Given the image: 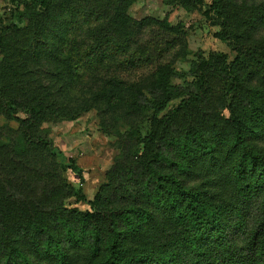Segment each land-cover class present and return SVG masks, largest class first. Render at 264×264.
<instances>
[{
  "label": "rangeland",
  "instance_id": "1",
  "mask_svg": "<svg viewBox=\"0 0 264 264\" xmlns=\"http://www.w3.org/2000/svg\"><path fill=\"white\" fill-rule=\"evenodd\" d=\"M25 1L0 0V258L17 246L19 263L51 264L56 241L69 244L62 221L78 227L89 208L80 194L119 213L145 202L157 186L145 159L177 173L169 142L188 133L221 138L256 112L247 142L264 143V0H49L30 13ZM170 114L153 152L134 156Z\"/></svg>",
  "mask_w": 264,
  "mask_h": 264
},
{
  "label": "trees",
  "instance_id": "2",
  "mask_svg": "<svg viewBox=\"0 0 264 264\" xmlns=\"http://www.w3.org/2000/svg\"><path fill=\"white\" fill-rule=\"evenodd\" d=\"M47 1H25L24 11L30 13ZM188 101H180L177 111ZM245 115H233L231 131L224 137L212 136L209 129L200 134L198 129L184 140L169 142L182 150V163L177 173L165 174L151 165L147 153L153 152L161 137V125L172 118L171 114L152 118L148 135L137 140L134 156L150 161L156 188L148 191L145 202L120 213L100 209L80 194L89 208L79 213L78 227L62 221L68 228L69 244L56 241L51 264H264V202L252 205L254 195L264 196V143L252 146L247 142L244 125L248 118L260 115ZM25 141L31 146L51 144L46 137H29L27 132ZM63 168L79 178L82 175L73 163ZM87 223L97 231L94 242L88 241ZM45 249L51 250V245ZM23 257L21 249L11 246L0 264H21ZM25 264L34 263L26 259Z\"/></svg>",
  "mask_w": 264,
  "mask_h": 264
}]
</instances>
